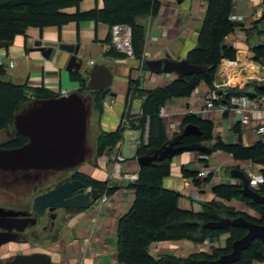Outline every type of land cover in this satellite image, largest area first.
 Listing matches in <instances>:
<instances>
[{
	"label": "trees",
	"instance_id": "obj_1",
	"mask_svg": "<svg viewBox=\"0 0 264 264\" xmlns=\"http://www.w3.org/2000/svg\"><path fill=\"white\" fill-rule=\"evenodd\" d=\"M83 0H0V42L14 43L18 35H25L30 27L43 30L46 27H61L72 21L93 20L111 26L127 24L132 29V44L136 59L139 62L144 58L146 31L144 26L138 24L137 19L142 16H157L161 10L160 0H105V6L94 8L87 12L77 11L70 14L64 11L69 7H79ZM205 2V11L197 36V44L189 50L186 59L197 66L200 71L177 77L163 87L139 88L136 82L130 80L129 96H139L144 99L143 112L138 118L129 120L113 131H102L96 139V157L112 152L119 141L122 140L127 127L140 130L147 139L142 140L137 149L138 159L143 156L162 152L170 147L174 150H191L209 157L218 151L230 153L235 159L249 160L264 166V140L257 141L254 145L245 146L242 142L240 124H236L235 131L239 133L238 143H227L222 138L214 140L215 122L204 119L193 113L184 117L180 132L170 138L167 135L160 109L173 98H186L202 84L214 88L217 80L218 69L223 60H236L237 50L226 43L229 34L235 32L241 25L232 18L233 0H201ZM264 9V0H262ZM264 23L263 16L255 21L251 30H246L248 39L255 32L259 24ZM106 42L110 44L106 56L115 59H125L127 56L116 50L112 44V32ZM251 59L259 61L264 58V44L251 45ZM6 66L0 64V131H13V137L0 144L4 148H14L28 142V137L16 131L14 119L20 112L31 107L30 100L37 103L58 94L44 87H28L26 84H16L5 80ZM71 77L80 83L79 93L90 95L93 109L102 113L104 100L101 91L90 90L87 87V76L81 72L72 71ZM90 93V94H89ZM222 98L217 104L228 105L234 96L246 95L250 98L264 96V81L251 80L245 88L229 87L221 94ZM105 108V106H104ZM228 116V112L225 113ZM128 117V116H127ZM129 119V118H127ZM189 128V129H188ZM13 129V130H12ZM188 129V130H187ZM182 152V153H183ZM174 156L159 155L152 162L140 165L139 176L134 181H129L125 187L135 191L134 201L129 210L117 220L116 243L119 264H205L217 260L222 255L233 250V243L247 233L242 226L219 227L222 220H234L240 216L263 224L264 206L255 203L242 193L243 182L240 184H217L212 191L221 200L215 199L205 202L200 211L182 209L179 206L181 193L164 186L163 181L171 175ZM208 163V160L202 159ZM235 168H240L236 166ZM231 169V168H230ZM234 169V168H233ZM232 169V170H233ZM14 173L23 175V172ZM246 173V172H245ZM13 174V175H14ZM183 174L193 178V181L210 183L213 173L198 178V171L183 167ZM264 176V169L262 170ZM247 175V173H246ZM89 185L108 195L113 194L119 187H110L109 180H99L87 174L84 175ZM248 176V175H247ZM264 195V183L255 188ZM238 199L254 209L259 217L237 210L227 203ZM229 235L225 246L213 245L212 252L205 250L194 252L187 257L177 256L172 252L166 253L161 258H155L150 252V246L162 241L189 240L194 244H202L209 240L213 243L223 235ZM264 261V242L255 238L243 250L241 258L231 264H252L255 261ZM1 264V261H0Z\"/></svg>",
	"mask_w": 264,
	"mask_h": 264
},
{
	"label": "crops",
	"instance_id": "obj_2",
	"mask_svg": "<svg viewBox=\"0 0 264 264\" xmlns=\"http://www.w3.org/2000/svg\"><path fill=\"white\" fill-rule=\"evenodd\" d=\"M160 2L159 15H146L137 19L138 24L144 26L146 31L144 58L149 60L184 58L197 44L200 26H196L202 23L206 4L201 0H184L183 4L177 0H160ZM233 2L232 18L241 25L227 36L226 43L236 48L237 57L234 61L226 59L222 61L216 81L230 79L233 85L229 87L243 88L251 80L264 81V58L259 61L252 60L250 49L251 45L264 44V23L255 28L250 39L246 31L251 30L254 27L253 23L262 18L264 9L262 0H233ZM104 6L105 0H83L79 7H69L64 11L73 14L77 11L87 12L96 7L102 9ZM110 30V25L103 22L96 23L89 19L72 21L61 27L50 26L43 30L30 27L25 35H18L13 44L0 49V64L5 65L7 70L6 79L5 76L3 79L16 84H26L28 87H44L59 96L76 92L80 88V83L71 77V72L65 69L70 54L58 51L52 60L47 59L40 51L34 49V42L37 39H43L50 42L80 44L79 56L88 66L90 61L94 60L95 63L109 66L114 72L112 89L118 95L111 104H104V111L98 119L102 120L100 125L103 131L116 130L121 123L129 124V120L138 118L143 112L144 99L133 96V93L128 97L130 80L134 84L138 82L139 88L143 89L163 87L178 76L176 73H155L144 70L138 60L130 63L126 58L115 59L106 56L105 53L110 47V44L106 42ZM229 87L224 88L222 92L224 93ZM209 90L210 87L202 83L191 96L173 98L165 104L167 115L163 116V120L170 138L180 132L182 121L189 113L186 110H193V114L215 122L212 143H215L218 137L227 143H238L240 137L235 131L236 124H240L242 142L245 146L264 140V136H258L255 132V127L260 121L259 113L251 115L250 127L244 128L235 112L228 111V116H225L227 111L222 110L223 104H217L210 113L206 111L203 108V98ZM4 131L7 134L9 132V130ZM145 139L146 135H143L140 130L127 127L122 140L117 143L112 152L99 157H96L95 151L91 154L82 171L96 179L109 180L110 185L119 188L108 195L109 206L106 209L101 212L94 209L88 214L78 213L68 222L61 237L42 245L52 255L55 264H112L114 262L117 252L115 246L117 220L129 210L135 198V191L125 187L129 181L124 178V172L139 173L140 165L136 153L141 141ZM117 155H122L125 160H117ZM198 159V154L194 151H185L174 157L171 175L163 181L165 187L181 193L179 205L182 209L200 211L205 202L221 200L212 191V187L217 184H240L242 180L234 176L232 169L238 162H251L235 159L230 153L224 151L215 152L209 157L210 163L216 168L212 180L210 183L197 185L193 178L183 174V167L197 171ZM114 168L121 169V172L113 171ZM223 168H225L224 171H222ZM240 169L243 168L240 167ZM259 169L256 168L254 172ZM227 203L239 211L256 216L253 213L255 211H250V207L238 199H232ZM227 235H223L225 241L221 244L223 246L228 238ZM214 244L219 243L209 240L202 244H194L189 240L162 241L151 245L150 252L158 259L169 252L187 257L194 252L207 251L208 247H213ZM11 249H16L14 252L33 251L25 249L24 245H15Z\"/></svg>",
	"mask_w": 264,
	"mask_h": 264
},
{
	"label": "water",
	"instance_id": "obj_3",
	"mask_svg": "<svg viewBox=\"0 0 264 264\" xmlns=\"http://www.w3.org/2000/svg\"><path fill=\"white\" fill-rule=\"evenodd\" d=\"M182 3L184 0H177ZM10 42H0V49L10 46ZM34 49L40 51L47 59H53L58 51L70 54L65 69L69 72H81L87 76V87L90 90L101 91L104 104H111L118 93L112 89L114 84L113 70L102 63H95L91 68L79 56L80 44L65 42H50L37 39ZM140 66L144 70L155 73H176L178 77L200 71L202 67L190 63L186 57L172 60L170 58L146 59L143 58ZM222 92V90L220 91ZM90 95H83L78 91L68 95H61L44 99L31 105L26 111L20 112L14 119L16 131L25 134L28 142L14 148H0V171L29 174L31 178L39 176L41 171H52L51 175L72 170L88 161L87 134L88 122L92 108L87 102ZM189 129V128H188ZM187 129V130H188ZM191 151V150H186ZM183 150H174L170 147L162 152L143 156L138 159L139 165L155 160L159 155L174 156ZM234 176L243 182L242 193L255 203L263 204L264 195L260 194L249 184V177L240 168L232 170ZM48 176L45 177V180ZM19 178V177H18ZM96 179V178H95ZM101 192L78 179L67 177L56 183L53 189L41 193L33 199L32 204L25 207L21 203H10L7 207L0 206V253L3 249H11L15 245H24L25 249L32 250V242L26 239L24 231L38 222L46 209H81L88 214L95 209ZM32 209L33 213L26 210ZM53 216V218H55ZM219 227L242 226L247 233L233 243V250L222 255L217 260L205 264H231L238 261L244 249L259 238L264 242V223L259 224L240 216L234 220H222ZM27 246V247H26ZM1 264H55L48 252L33 251L18 253L5 257L0 255Z\"/></svg>",
	"mask_w": 264,
	"mask_h": 264
},
{
	"label": "built area",
	"instance_id": "obj_4",
	"mask_svg": "<svg viewBox=\"0 0 264 264\" xmlns=\"http://www.w3.org/2000/svg\"><path fill=\"white\" fill-rule=\"evenodd\" d=\"M112 44L116 48V50L122 54H125L128 57L134 58V51H133V44H132V29L127 24H115L113 25L112 29ZM95 64L94 60L90 61V67H92ZM32 80V79H31ZM233 85V82L230 79H225L220 82L214 83V88L209 90L208 94L203 98V108L206 111L211 112L213 108L216 107L217 103L222 98V93L219 92V90H223L226 87H229ZM222 110L224 112L233 111L236 113V115L239 117V122L241 123V126L244 128L250 127V116L254 113H259V124L255 127V132L258 136H264V96L257 97V98H250L246 95L242 96H234L231 98V101L228 105H223ZM186 112L192 113L193 110H186ZM160 115L166 116L167 115V109L166 105H163L160 109ZM146 139H147V133ZM145 139V140H146ZM198 154V178L206 177L209 174L215 172V165L211 164L209 161L208 155H201ZM117 160L124 161L125 158L122 155L116 156ZM202 159L208 160V163L202 162ZM246 163V162H245ZM253 165V162H250L247 166L248 169H250V175L249 177V184L254 188H259L260 184L264 183V176L262 174V170L264 169V166L261 164H256L260 167L259 171L260 173L254 172L251 170ZM243 170V169H242ZM113 171L115 172H121V169L114 168ZM124 178L128 181H134L138 178V174L136 173H129L124 172ZM110 187H113L110 185ZM195 196V195H194ZM196 197V196H195ZM95 209L99 211V209L104 210L109 206V196L105 192L100 195V197L97 199L95 204ZM250 211H255L254 209L250 208ZM153 245V244H152ZM208 253L212 252V246L208 247L207 250ZM112 264H119L118 261V252H116V257L114 259V262ZM252 264H264V261H255Z\"/></svg>",
	"mask_w": 264,
	"mask_h": 264
},
{
	"label": "rangeland",
	"instance_id": "obj_5",
	"mask_svg": "<svg viewBox=\"0 0 264 264\" xmlns=\"http://www.w3.org/2000/svg\"><path fill=\"white\" fill-rule=\"evenodd\" d=\"M199 26L200 25H197L196 27H199ZM192 28H194V27L192 26ZM126 59H128V61L130 63L132 61L136 62L138 60L136 58H134V59L126 58ZM86 67L91 68L90 66L87 65V63L85 64V68ZM5 79H6V76H5ZM238 88H240V87H238ZM243 88H245V86ZM243 88H241V89H243ZM221 90H219V92ZM221 93H223V92H221ZM86 95H88V94H86ZM86 99H87V96H86ZM87 102L90 104V106L92 108V113H91V116H90V119H89V122H88V134H87V148H88V151H89L88 154H87V157L90 158L91 154H94V151L96 150V139H97V136L103 130H102V126L100 125V121H102V120L98 119V116L99 115L101 116V113L99 111L93 109L92 101L89 99V96H88ZM36 103H37L36 101L30 100L28 102V105H35ZM104 106L105 105H103V109H104ZM232 114H233V112H232ZM12 133H13V131H10V130H9L8 134L5 131H0V141L5 140L7 137H9L8 135L11 136ZM249 163L250 162H248V163L247 162L246 163L245 162H238V164L235 165V166L243 168V171L246 172L248 175H250V173H249L250 169L247 168ZM85 164L86 163H82L81 166L80 165L78 166V168L84 169L86 167ZM252 167H253L251 169L252 171H254L256 168L257 169L260 168L255 163H253ZM224 170H225V168H223L222 171H224ZM51 172L52 171H46V170L39 172V176L40 175L42 176L44 174H46L48 176L46 180H45L46 176L45 177L43 176L42 178H39V180H41V181H39V180H37L38 177H35L34 175H33V178H31V175L23 174V175H20L19 178L16 175L15 179H9L7 181H4V182L0 183V199H1V202L8 203V202H19V201H31L36 195H38V194L46 191L47 189L53 187L55 185V183L58 180H60L62 175L64 174V172H62L60 174L57 173L55 175H51ZM256 172L260 173L261 171L257 170ZM202 179H203V177L200 178V180H202ZM37 181H38V183H36V185H33ZM40 183H41V185H40ZM113 198H115V197H113ZM61 210H63V209H61ZM74 210H77V211H74ZM71 212L72 213L74 212L73 214L77 215L78 213L83 212V211L81 209H72V210H70L69 214ZM99 212H101V209H99ZM253 213L256 214V216H253V217H257V218L259 217L258 213H256V212H253ZM97 214H98V211H97ZM75 217L73 216L72 218H75ZM72 218H70V219H72ZM59 237H61V236H58L57 238H59ZM221 237L218 239L217 242L219 243L218 245L223 246L221 244L225 242L223 240L224 236L222 238ZM226 237H228V235ZM41 242L44 243L45 241H43V239L34 241L35 244H33L32 250L35 251L37 249H45V248L42 247ZM8 250H9L8 248L7 249H3L1 252H6Z\"/></svg>",
	"mask_w": 264,
	"mask_h": 264
},
{
	"label": "flooded vegetation",
	"instance_id": "obj_6",
	"mask_svg": "<svg viewBox=\"0 0 264 264\" xmlns=\"http://www.w3.org/2000/svg\"><path fill=\"white\" fill-rule=\"evenodd\" d=\"M12 135H13V133H12ZM12 135L11 136L8 135L9 137H7L3 141H0V144L4 143L8 139H11L13 137ZM0 148H4V147L0 146ZM13 174L11 172H8V171L7 172L6 171H0V183H2L4 181H7L9 179H15L16 175L15 174L13 175ZM58 174H60V173H58ZM84 175H85V173L82 171V169L76 167V168H74L72 170L65 171L64 174L62 175L61 179L58 180L57 182H59L61 180H64L65 178H67L69 176L71 177L72 180L73 179H78V180L87 182L85 180V176ZM17 176H19V175H17ZM43 176L45 177L47 175L44 174L42 176L41 175L37 176L38 177L37 180H39V178H42ZM39 181H41V180H39ZM36 183H38V181L35 182V184H33V185H36ZM56 183H55V185H56ZM40 185H41V183H40ZM53 187L47 189L46 191H48L50 189H53ZM46 191H44V192H46ZM44 192H42V193H44ZM33 199L31 201H19V202H13V203H21L25 207L27 204H32ZM10 203H12V202L3 203V202H1V199H0V206L7 207ZM70 210H72V209H63V210H61V208H59V209H56L55 211H50L49 209H46V212H45V214L43 216L37 215V217H38L37 224L34 225V226H29L24 231V234H27L26 235V239L28 241L32 242V243H34V241L43 239V241H45L44 243L41 242V244L43 245V244L49 242L50 240L55 239L58 236H61L62 235V231L64 230V228L66 227L68 222H70V220L73 219L72 218L73 216L74 217L76 216V215L73 214L74 212L73 213L71 212L69 214ZM26 211L27 212L29 211V212L33 213L32 209L26 210ZM74 211H77V210H74ZM55 215H56V217L53 218V216H55ZM70 218H72V219H70ZM36 251L47 252L46 249H37ZM31 252H33V251H31ZM18 253H25V252L6 251V252H1L0 255L2 254L5 257H9V256H13V255L18 254Z\"/></svg>",
	"mask_w": 264,
	"mask_h": 264
}]
</instances>
